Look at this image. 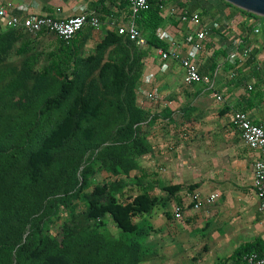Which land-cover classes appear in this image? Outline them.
<instances>
[{"label":"crops","instance_id":"obj_1","mask_svg":"<svg viewBox=\"0 0 264 264\" xmlns=\"http://www.w3.org/2000/svg\"><path fill=\"white\" fill-rule=\"evenodd\" d=\"M223 2L158 0L164 20L153 31L156 43L148 50L147 71L135 99L136 107L147 116L139 131L151 149L138 160V173L143 180L151 175L153 181L142 198L144 213L154 219L147 226L151 232L142 248L152 246L164 262L240 264L234 253L242 246L264 244V221L251 191L256 154L244 146L229 120L230 110H240L264 131V19L245 16ZM5 3L19 15L59 20L94 15L101 22L100 30L106 32L111 31V21L120 25L128 15L126 6L116 0H0V5ZM181 10L201 18L206 35L200 51H191V57L208 79L207 85L184 84L178 63L172 62L165 71L158 59V50L171 42L180 45L181 56L186 54L189 50L182 38L200 28L180 22ZM242 49L248 50L247 59H241ZM214 94L222 97L221 103ZM189 192L201 199L211 194L217 198L192 211L186 197ZM176 206L182 207V220L172 224L163 214Z\"/></svg>","mask_w":264,"mask_h":264},{"label":"rangeland","instance_id":"obj_2","mask_svg":"<svg viewBox=\"0 0 264 264\" xmlns=\"http://www.w3.org/2000/svg\"><path fill=\"white\" fill-rule=\"evenodd\" d=\"M138 28L149 43L145 49L112 31L84 29L79 34L77 54L68 62L59 56L60 41L52 34L0 30V132L36 115L30 129L36 130L40 143L46 142L45 148L55 161L36 168L23 162L0 182L5 196L0 208L14 203L19 220L24 222L19 243L41 221L45 239L39 249L44 250V258L35 264H43L46 258H53L55 264H104L111 241L127 245V255L119 264L177 263L175 259H158L152 246L142 248L151 232L147 226L154 221L136 205L143 192L153 187L151 175L146 181L138 173V160L151 152L142 132L138 129L136 142L124 151L133 169L125 172L120 159L115 154L112 158L108 150L117 148L129 127L139 120L135 99L147 71L154 30ZM63 86L69 87L67 98L54 108V102L64 96ZM38 110H43L40 119ZM101 154H106V160L114 159L113 164L107 162L111 170L92 164L93 175L86 177L85 168ZM96 188L108 190L111 207L128 209L129 225L141 228L138 235L122 232L108 213L89 218L84 201L57 207L55 215L43 220V208L54 196L75 189L87 196ZM163 215L166 218V213Z\"/></svg>","mask_w":264,"mask_h":264},{"label":"trees","instance_id":"obj_3","mask_svg":"<svg viewBox=\"0 0 264 264\" xmlns=\"http://www.w3.org/2000/svg\"><path fill=\"white\" fill-rule=\"evenodd\" d=\"M223 3L230 8H234L225 2ZM158 5V0H151L149 2L148 8L145 11L139 12L135 16L134 23L138 30V26H143L153 31L160 25L162 19L159 16ZM236 10L245 16L254 17L247 12L238 9ZM262 32L264 33V29ZM79 34L80 32L77 33L67 44L59 42V56L65 62H68L73 56L77 54ZM145 41L148 46V41L146 39ZM155 43L156 42L153 39L152 46H154ZM249 61L250 60H248V62ZM63 89L65 91L64 96L60 101L54 102V108L60 107L63 101L67 98L69 87L63 86ZM48 107L49 105L45 103L44 109H47ZM42 111L43 110H38V119L42 117ZM135 112L136 115L139 116V120L133 122V125L129 127L127 131L128 134L124 137L122 143H120L117 148L108 149L112 151V158H114L115 154L116 158L120 159L121 167L125 172L133 169V164L130 158L125 157L124 151L128 148L127 146H130L131 143L136 142L135 137L139 129V124L145 119L141 110L136 108ZM35 119L36 115H34L30 121L21 122L22 124H17L9 131L5 130L4 132H0V182L3 180V178L7 177L18 164L23 162L28 163L33 168L45 165L51 166L55 163V161L51 160L50 150L45 148L46 142L40 143L37 139L36 130L30 129L34 125ZM39 130L40 128L38 131ZM136 149L137 148H135V150ZM106 159V154H101L100 156L95 157L92 160V163L88 165L87 168H85L86 177L90 178V176L93 175L91 170L92 164L97 167H101L104 170L110 171L111 169L108 161L113 164L114 159ZM83 186L84 184L82 187ZM83 188L80 189L82 190ZM81 190L79 191V189H75L62 192L54 196L51 200H49V202L46 203L43 208V220H47L51 216L55 215L57 207H68L73 201H84L87 205L86 214L89 218L92 217L98 219L104 213H108L111 215L112 220L122 232L138 235V232L141 228L139 226L133 227L129 225L128 209L121 208L118 205L111 207L113 200L111 201L107 189L96 188L95 192H90L87 196L81 192ZM4 200L5 196L1 192L0 188V205L1 202H4ZM138 202H140L138 211H144L146 208L141 197L138 199ZM23 229L24 222L19 220L18 211L15 208L14 203L8 204L6 208H0V264H35V261L44 258V250L41 249L40 251L39 249L43 243V240L45 239V233L43 226L41 225V221L36 224L28 237L19 243L18 240ZM60 239L63 240L62 237ZM252 251L262 253L264 251V244L256 241L251 244L244 245L234 253V257L238 259L242 254ZM107 253L108 254L104 264H119L121 259L127 255V245L125 242L111 241L108 244ZM43 264H55V261L53 258H46L43 260Z\"/></svg>","mask_w":264,"mask_h":264},{"label":"built area","instance_id":"obj_4","mask_svg":"<svg viewBox=\"0 0 264 264\" xmlns=\"http://www.w3.org/2000/svg\"><path fill=\"white\" fill-rule=\"evenodd\" d=\"M123 3L128 15L126 20L116 25L113 21L109 27L111 31L119 37L125 38L138 48H147L146 41L140 31L137 29L134 18L142 11L148 8L151 0H116ZM11 5L8 3L0 5V30L24 31L32 34L49 33L56 37L60 42L67 44L74 36L84 29L94 31L100 30L101 22L94 15H80L59 20L53 16L38 15H19L11 12ZM179 21L191 25H199L195 32H189L182 38V45L188 48V52L183 56L179 53V44L171 42L165 50H158V59L161 62L162 69L167 71L172 62L178 63L183 72V82L186 85H207L208 79L202 76L198 71V66L191 57L192 52H199L201 43L206 35L201 18L198 14H187L186 10H181ZM256 33L257 30H254ZM241 59H247L249 52L242 49ZM233 77V73L229 75ZM216 102L221 103L222 97L213 95ZM148 99H154L148 95ZM229 120L232 127L238 133L241 142L250 151L255 152V160L252 164L251 191L256 199V209L261 220L264 221V131L262 128L248 120L245 114L240 110H230ZM189 200L188 208L192 211L199 210L202 206L210 205L217 198L216 194L201 199L195 192L186 194ZM182 207L176 206L170 213L166 214V220L169 223H175L182 220ZM238 261L240 264H264V251L262 253L249 252L242 254Z\"/></svg>","mask_w":264,"mask_h":264},{"label":"water","instance_id":"obj_5","mask_svg":"<svg viewBox=\"0 0 264 264\" xmlns=\"http://www.w3.org/2000/svg\"><path fill=\"white\" fill-rule=\"evenodd\" d=\"M232 7L264 19V0H222Z\"/></svg>","mask_w":264,"mask_h":264}]
</instances>
